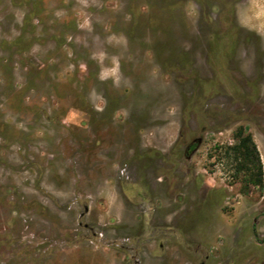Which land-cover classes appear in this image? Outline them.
<instances>
[{
  "label": "rangeland",
  "instance_id": "1",
  "mask_svg": "<svg viewBox=\"0 0 264 264\" xmlns=\"http://www.w3.org/2000/svg\"><path fill=\"white\" fill-rule=\"evenodd\" d=\"M227 1L0 0V264H264L217 159L242 127L264 178V0Z\"/></svg>",
  "mask_w": 264,
  "mask_h": 264
},
{
  "label": "trees",
  "instance_id": "2",
  "mask_svg": "<svg viewBox=\"0 0 264 264\" xmlns=\"http://www.w3.org/2000/svg\"><path fill=\"white\" fill-rule=\"evenodd\" d=\"M218 4L224 5L227 0H217ZM185 75L181 74L180 77ZM179 81H183L179 78ZM237 144L231 148H226L218 154V160L228 158L235 164L233 178L238 179L239 173H243L242 183L244 186H263V169L260 155L256 144L249 133H245L242 127L237 128L234 133ZM198 142L188 146L184 155L188 158L197 148Z\"/></svg>",
  "mask_w": 264,
  "mask_h": 264
},
{
  "label": "flooded vegetation",
  "instance_id": "3",
  "mask_svg": "<svg viewBox=\"0 0 264 264\" xmlns=\"http://www.w3.org/2000/svg\"><path fill=\"white\" fill-rule=\"evenodd\" d=\"M195 142H198V144H199V143H200V140H199V139H193L192 141H190V142L187 144V146H186V148H185V151H186V149H187L188 146H191V145L194 144ZM197 147H198V146H197ZM196 149H197V148H196ZM196 149H195V150H196ZM195 150H194V151H195ZM194 151H193V152H194ZM190 156H191V155H190ZM190 156H189V157H190ZM189 157H188V158H189Z\"/></svg>",
  "mask_w": 264,
  "mask_h": 264
},
{
  "label": "crops",
  "instance_id": "4",
  "mask_svg": "<svg viewBox=\"0 0 264 264\" xmlns=\"http://www.w3.org/2000/svg\"><path fill=\"white\" fill-rule=\"evenodd\" d=\"M263 183H264V178H263ZM206 237V236H205ZM195 243H197V241L195 242ZM198 244H199V248H202L201 247V245H202V242L200 241V242H198ZM198 254V253H197ZM200 254V253H199ZM202 259H203V257H202ZM199 260V259H198Z\"/></svg>",
  "mask_w": 264,
  "mask_h": 264
}]
</instances>
